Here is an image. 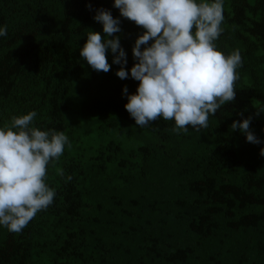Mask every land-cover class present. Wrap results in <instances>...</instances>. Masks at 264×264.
Instances as JSON below:
<instances>
[{
	"label": "trees",
	"instance_id": "1",
	"mask_svg": "<svg viewBox=\"0 0 264 264\" xmlns=\"http://www.w3.org/2000/svg\"><path fill=\"white\" fill-rule=\"evenodd\" d=\"M113 2L0 0V128L35 111L32 126L70 143L47 166L53 203L19 233L0 225V264H264V0H223L214 43L241 55L235 101L186 133L135 124L123 88L139 82L115 75L110 50L107 73L80 57L90 30L103 36V7L133 66L143 29ZM249 116L260 144L230 128Z\"/></svg>",
	"mask_w": 264,
	"mask_h": 264
},
{
	"label": "clouds",
	"instance_id": "2",
	"mask_svg": "<svg viewBox=\"0 0 264 264\" xmlns=\"http://www.w3.org/2000/svg\"><path fill=\"white\" fill-rule=\"evenodd\" d=\"M86 6L92 10L90 3ZM113 7L143 29L132 47L133 66L126 69L127 54L116 35L122 31L121 19L103 7L93 16L103 36L90 30L80 57L92 70L107 73L110 50L112 63L120 65L115 75L139 82L134 94L123 88L128 101L124 107L138 127L162 117L174 120L173 132L186 133L189 126L197 132L207 129L209 115L235 101L237 69L242 66L238 50L225 55L214 43L223 31V0H114ZM6 35L7 26L0 27V36ZM36 115L30 111L13 116L0 128V225L13 233L53 203L55 191L45 182L47 166L62 156L65 145L70 147L64 132L32 126ZM251 121V116L234 120L230 128L239 130L246 142L260 144Z\"/></svg>",
	"mask_w": 264,
	"mask_h": 264
}]
</instances>
